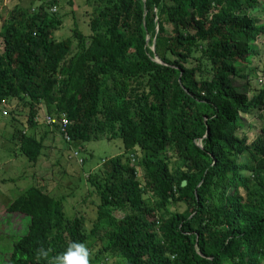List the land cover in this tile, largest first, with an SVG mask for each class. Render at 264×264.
<instances>
[{
	"label": "trees",
	"instance_id": "1",
	"mask_svg": "<svg viewBox=\"0 0 264 264\" xmlns=\"http://www.w3.org/2000/svg\"><path fill=\"white\" fill-rule=\"evenodd\" d=\"M60 1L0 14V124L23 125L15 151L34 164L43 110L71 157L101 137L123 154L86 176L90 227L41 187L9 202L28 225L4 264H48L73 241L88 264H264V128L242 129L264 82L248 97L231 80L264 37V0H95L88 32L74 19L56 39Z\"/></svg>",
	"mask_w": 264,
	"mask_h": 264
},
{
	"label": "rangeland",
	"instance_id": "2",
	"mask_svg": "<svg viewBox=\"0 0 264 264\" xmlns=\"http://www.w3.org/2000/svg\"><path fill=\"white\" fill-rule=\"evenodd\" d=\"M42 1L44 0H0V14L5 15L15 5L32 8ZM97 4L95 0H70V2L61 0L60 4H55L56 13L61 15L63 21L59 29L54 32L55 38L60 39L68 35L74 19H79L81 27L88 32L86 28L88 14L98 11ZM48 10L53 11L49 7ZM255 46L256 54L249 57L244 65L239 66L241 75L231 78L234 87L245 91L248 97L257 93L264 82V37L258 38ZM43 113L41 114L43 120L41 119L35 127L26 129L29 135L34 134L37 138L45 135L42 155L36 164L29 162L25 156L15 151L17 145L12 138V131L14 127L24 130L23 125L18 121L14 127L10 125L12 120L7 113H5V122L3 120L0 124V264H4V256L10 253L13 242L26 233L28 225V218H24L21 223L17 219L9 221V215L5 213V206L9 202L30 186L41 187L51 196L61 199L63 210L68 218L76 212L74 206L79 208H76L78 212L84 209L89 222L87 227H90V221L94 218L95 203L88 201L89 198L82 204L87 192L86 176L103 160L123 154L120 138L101 137L82 143L81 147L75 148L78 156L71 157L72 150L68 149V145L58 132H52L46 126ZM244 121L242 129L251 139L259 133L261 128H264V111L257 110L245 115ZM197 143L199 144L200 141ZM77 159L84 161L80 165ZM112 215L118 218L122 213L113 211ZM13 225L17 228H11Z\"/></svg>",
	"mask_w": 264,
	"mask_h": 264
},
{
	"label": "clouds",
	"instance_id": "3",
	"mask_svg": "<svg viewBox=\"0 0 264 264\" xmlns=\"http://www.w3.org/2000/svg\"><path fill=\"white\" fill-rule=\"evenodd\" d=\"M41 257H48V253L43 248L38 250ZM48 264H88V252L84 244L70 242L65 250L48 259Z\"/></svg>",
	"mask_w": 264,
	"mask_h": 264
},
{
	"label": "built area",
	"instance_id": "4",
	"mask_svg": "<svg viewBox=\"0 0 264 264\" xmlns=\"http://www.w3.org/2000/svg\"><path fill=\"white\" fill-rule=\"evenodd\" d=\"M45 121H46V123L48 124V123H53L55 120L52 118V117H50V116H45ZM67 122H66V120L64 119L63 121H62V125H65ZM64 137L65 138H68L67 137V134L66 133H64Z\"/></svg>",
	"mask_w": 264,
	"mask_h": 264
},
{
	"label": "water",
	"instance_id": "5",
	"mask_svg": "<svg viewBox=\"0 0 264 264\" xmlns=\"http://www.w3.org/2000/svg\"><path fill=\"white\" fill-rule=\"evenodd\" d=\"M151 49H154L153 45L151 46ZM181 184L184 185L185 184V181H182Z\"/></svg>",
	"mask_w": 264,
	"mask_h": 264
}]
</instances>
